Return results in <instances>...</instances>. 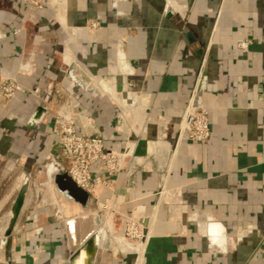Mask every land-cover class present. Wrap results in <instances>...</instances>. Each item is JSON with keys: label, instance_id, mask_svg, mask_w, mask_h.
<instances>
[{"label": "crops", "instance_id": "0c3cea01", "mask_svg": "<svg viewBox=\"0 0 264 264\" xmlns=\"http://www.w3.org/2000/svg\"><path fill=\"white\" fill-rule=\"evenodd\" d=\"M0 76L23 85L0 107V264H69L45 175L60 109L126 153L113 175L92 167L118 248L85 264H264V0H0ZM191 102L206 142L180 139ZM128 220L136 245L113 230Z\"/></svg>", "mask_w": 264, "mask_h": 264}, {"label": "built area", "instance_id": "2783aa9c", "mask_svg": "<svg viewBox=\"0 0 264 264\" xmlns=\"http://www.w3.org/2000/svg\"><path fill=\"white\" fill-rule=\"evenodd\" d=\"M22 1L33 9H42L48 3V0ZM98 25V21H92L88 28L94 30ZM239 46L245 49L247 42L241 41ZM22 89L23 85L17 78L0 76V107H5ZM53 135L56 137V160L64 167L73 181L88 192H93L97 184L92 170L93 165L102 162L107 173L113 175L119 171L120 159L126 154L105 150L103 138L99 133H79L74 114L65 109H60L55 114ZM210 136L207 109L191 102L187 109L186 125L180 139L206 142ZM123 231L126 234L132 233L138 239L143 238L142 228L133 220H128L124 224Z\"/></svg>", "mask_w": 264, "mask_h": 264}, {"label": "water", "instance_id": "95a60500", "mask_svg": "<svg viewBox=\"0 0 264 264\" xmlns=\"http://www.w3.org/2000/svg\"><path fill=\"white\" fill-rule=\"evenodd\" d=\"M45 175L66 232L70 254L68 262L85 264L87 260L92 259L94 252L108 241V229L102 225L100 219L102 212L92 193L79 187L55 157L48 158ZM29 183V179L23 182L14 199L3 241L12 233L16 225Z\"/></svg>", "mask_w": 264, "mask_h": 264}, {"label": "rangeland", "instance_id": "374dc122", "mask_svg": "<svg viewBox=\"0 0 264 264\" xmlns=\"http://www.w3.org/2000/svg\"><path fill=\"white\" fill-rule=\"evenodd\" d=\"M113 223H114V225H115V222L113 221ZM113 223H112V225H113ZM119 223H121L120 221H116V228H114L113 227V230H115L116 232H121V231H123V230H121L120 229V224ZM106 225H107V223H106ZM108 226V225H107ZM109 227V226H108ZM123 234H124V237L130 242V243H132L133 245L134 244H137V243H139L140 241H141V239H138L137 237H135V236H133V234L132 233H130V234H126V232L125 231H123ZM109 240H108V245H110V246H113V247H117V244H116V241L114 240V238H113V236H112V230H111V232H110V234H109ZM129 242H124V244H126V245H130L129 244ZM118 248V247H117ZM120 249V248H119ZM124 249V248H123ZM125 253V252H124Z\"/></svg>", "mask_w": 264, "mask_h": 264}, {"label": "bare ground", "instance_id": "6f19581e", "mask_svg": "<svg viewBox=\"0 0 264 264\" xmlns=\"http://www.w3.org/2000/svg\"><path fill=\"white\" fill-rule=\"evenodd\" d=\"M120 234H121V239H122L124 242H129V241L124 237V235H123V231H121ZM118 241H120V240H118ZM120 242H121V241H120ZM140 242H142V241H140ZM129 243H130V242H129ZM135 245H136V244H135ZM139 245H140V244H139ZM140 247H141V246H139V249H140ZM134 248H136V247H134ZM134 248H133V249H134ZM139 249H138V251H139ZM136 251H137V250H136Z\"/></svg>", "mask_w": 264, "mask_h": 264}]
</instances>
